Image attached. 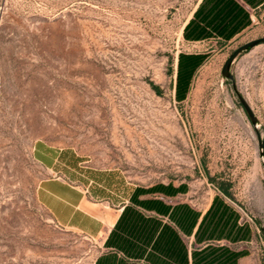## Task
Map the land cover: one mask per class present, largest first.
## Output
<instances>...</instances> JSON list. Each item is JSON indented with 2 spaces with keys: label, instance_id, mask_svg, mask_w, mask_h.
Instances as JSON below:
<instances>
[{
  "label": "rangeland",
  "instance_id": "374dc122",
  "mask_svg": "<svg viewBox=\"0 0 264 264\" xmlns=\"http://www.w3.org/2000/svg\"><path fill=\"white\" fill-rule=\"evenodd\" d=\"M0 0V264H95L38 203L37 144L153 210H240L264 244V0ZM220 188L228 191L224 195Z\"/></svg>",
  "mask_w": 264,
  "mask_h": 264
},
{
  "label": "crops",
  "instance_id": "0c3cea01",
  "mask_svg": "<svg viewBox=\"0 0 264 264\" xmlns=\"http://www.w3.org/2000/svg\"><path fill=\"white\" fill-rule=\"evenodd\" d=\"M34 158L47 173L38 203L57 228L94 243L95 264H264V244L240 210H178L171 198L159 200L173 207L149 210L134 191L123 199L106 180L90 181L75 153L39 143Z\"/></svg>",
  "mask_w": 264,
  "mask_h": 264
},
{
  "label": "water",
  "instance_id": "95a60500",
  "mask_svg": "<svg viewBox=\"0 0 264 264\" xmlns=\"http://www.w3.org/2000/svg\"><path fill=\"white\" fill-rule=\"evenodd\" d=\"M260 45H264V39L252 42V43L240 48L238 51H236L229 58V60L226 62L225 66H224V69H223V72H222V76H223L224 80L229 81V82H233V76L231 74V70H232V67H233L234 63L236 62V60L240 56H242L243 54L251 52L255 48L259 47ZM234 89H235V92H236V94H237V96L239 98V101H240L241 105L243 106V108L246 111V113H247V115H248L253 127L256 130V134H257L258 139H259V147H260V150L262 151V158H263V161H264V140L262 139L261 134H260V132L258 130V125H259L258 124V120H257L256 116L254 115L252 109L250 108L248 102L237 91L235 85H234Z\"/></svg>",
  "mask_w": 264,
  "mask_h": 264
},
{
  "label": "trees",
  "instance_id": "16d2710c",
  "mask_svg": "<svg viewBox=\"0 0 264 264\" xmlns=\"http://www.w3.org/2000/svg\"><path fill=\"white\" fill-rule=\"evenodd\" d=\"M220 1H222L223 4L226 3L225 5H228L234 9V12H235L234 15L237 19V26L238 27H242L246 24V21H247L246 13L242 10V8H240L238 5H236L233 0H220ZM244 1L249 3V1H252V0H244ZM220 191L226 196L229 195L228 191L225 190L224 188H220ZM178 210H189V209L182 208V209H178ZM212 210H220V209H219V206L216 205L212 208Z\"/></svg>",
  "mask_w": 264,
  "mask_h": 264
}]
</instances>
